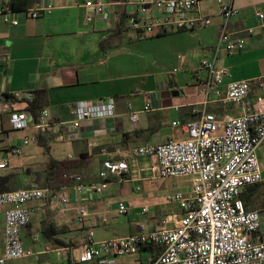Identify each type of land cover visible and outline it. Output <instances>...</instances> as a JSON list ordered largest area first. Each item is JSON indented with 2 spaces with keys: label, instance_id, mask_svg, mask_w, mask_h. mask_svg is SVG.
<instances>
[{
  "label": "crops",
  "instance_id": "0c3cea01",
  "mask_svg": "<svg viewBox=\"0 0 264 264\" xmlns=\"http://www.w3.org/2000/svg\"><path fill=\"white\" fill-rule=\"evenodd\" d=\"M39 1L52 4L54 10L47 16L31 19L25 10L13 11L12 0H0V52L6 51L0 53V152H10L13 146L21 145L23 138L31 133L12 130L10 118L17 111L26 110L35 118L47 110L53 121L65 122L72 119L71 110L74 107L94 105L113 98L114 117L87 121L77 133L52 136L51 141L47 136L37 142L40 146L50 143L49 153L44 150L48 156L44 163L47 172L50 158L82 162L79 173L88 182H97L105 161L128 159L126 151L131 148L160 145L169 139H186L187 124L198 121L202 113L217 117L228 113L243 116L254 109L264 110L263 96L255 86L244 106L224 102L228 84L253 81L264 74V31L257 17L258 13H264V0H227L239 11V15L226 25L228 31L237 37L245 36L248 30L253 31L247 36L245 50L232 57L225 53L216 54L219 35L224 27L216 0H200L202 13L212 21L210 26L155 36L129 32L128 19L137 11L136 0H101L110 5V19L103 22L95 18L90 23L86 22L90 10L84 4L96 0H30V6ZM154 16L161 15L152 8L147 17ZM5 19L18 24L6 23ZM143 41H148L152 47V57L149 59L141 56L139 45ZM203 60H215L218 67L228 68L229 74L223 78L219 88L222 96L210 93L205 98L200 94L199 84L209 75L200 68ZM164 64L169 66L170 73L158 71L157 67ZM15 93H32L34 100L30 108L26 102H8L7 97ZM132 112L138 113L136 125L130 120ZM174 123L179 125L174 126ZM14 133L22 134V137L13 136ZM258 159L263 167V182L258 186H248L242 194L245 201L242 200L246 209L259 212L262 220L264 145L258 152ZM155 163V159L149 157L129 159L128 183L119 185L112 178L107 189L112 188L111 191L105 192L101 198L89 200L87 195H83L82 200L90 211V218L85 227L77 224L75 229L68 230V234L73 232L77 238H81L79 243L75 240L73 244L68 235H60V230L69 227V222L76 223L78 204L72 202L57 208L48 201L29 204L31 223L22 231V238L27 240L26 244L23 242L24 248L32 251L33 255L24 259H35L30 264H76L77 248L84 244L88 230L94 231L93 224L96 222L107 221L104 218L107 198L115 195L122 198L134 196L132 191L139 184L151 180L146 170H150ZM15 171L16 167H10L8 163V168L0 177L5 172L14 175ZM27 171L28 168L23 169L26 174L23 183L9 182V190L29 188L26 179L33 177V173L27 174ZM66 195L75 198L74 193L66 192ZM145 196L147 203L133 207L137 217V223L131 226L133 231L137 229L139 232L140 225L150 230L157 229L164 220L160 218L161 204L156 202V193L149 192ZM142 206H149L152 212L146 219L139 214ZM5 210L0 208V251L5 246ZM175 213H179V210ZM35 216L40 218L38 225L34 223ZM140 218H143L141 222L138 221ZM34 236L38 237L37 241H34ZM258 236L264 240L262 226ZM42 239L53 243L54 249L44 245ZM62 248L76 250L70 251L67 259L58 252ZM152 256L154 254L150 251H142L137 264H145ZM118 262L124 264L122 259Z\"/></svg>",
  "mask_w": 264,
  "mask_h": 264
},
{
  "label": "built area",
  "instance_id": "2783aa9c",
  "mask_svg": "<svg viewBox=\"0 0 264 264\" xmlns=\"http://www.w3.org/2000/svg\"><path fill=\"white\" fill-rule=\"evenodd\" d=\"M219 13L224 21L216 54L225 53L232 57L243 52L247 45L245 36L237 37L229 32L226 25L239 15L238 9L227 0H216ZM137 11L128 19V30L143 36L163 35L176 31H192L212 24L200 8V0H136ZM84 6L90 10L86 22L98 18L103 22L110 19V5L101 0L89 1ZM154 8L160 17H147ZM52 4L36 2L25 10L31 19H39L51 14ZM257 17L264 31V13ZM17 25L18 22L4 20ZM216 56V58H217ZM201 69L208 72V78L200 82V94L210 93L222 96L219 89L223 78L229 74L228 68L218 67L216 61L203 60ZM255 86L264 101V74L253 81H239L227 85L224 102L227 105L244 106ZM32 93H15L7 101L32 102ZM264 103V102H263ZM258 105V103H256ZM148 108H146L147 110ZM115 115V100L109 98L94 105L81 104L71 110L72 119L55 122L47 110H43L36 120L26 111L11 115L13 131H30L21 145L13 146L10 153L22 156L24 149L40 140L41 136L69 135L81 130L87 121L106 120ZM131 122L136 125L138 113H130ZM178 126V123H174ZM264 145V110L254 109L243 116L202 113L198 121L187 124V138L169 139L160 145H145L126 151L128 159L103 163L97 182H88L82 174L72 175V186L59 189L31 186L26 189L0 192V208L4 212L5 246L0 251V264H10L33 255L24 248L22 231L31 223L28 205L38 201H48L55 206L78 204L75 221L85 227L90 211L83 202V195L89 200L101 198L108 189L110 179L123 185L129 181V159L149 157L156 163L150 168L151 180L190 178L188 192L178 191L166 197V203L178 207L179 213L166 217L157 229H146L124 237L97 240L95 232L88 230L85 242L77 248L76 264H120L119 259L140 256L142 248H156L154 256L145 264H264V240L259 239L261 215L248 211L242 194L248 186L263 182V167L258 152ZM111 157L112 155L109 154ZM8 168V162L0 164V174ZM140 188L135 189L140 192ZM66 192L74 193L75 198ZM118 213L127 215L131 209L124 203L118 205ZM150 213L149 206L139 208L142 217ZM172 224L171 227L168 225ZM38 237L34 236V241ZM75 248L58 250L65 257Z\"/></svg>",
  "mask_w": 264,
  "mask_h": 264
},
{
  "label": "rangeland",
  "instance_id": "374dc122",
  "mask_svg": "<svg viewBox=\"0 0 264 264\" xmlns=\"http://www.w3.org/2000/svg\"><path fill=\"white\" fill-rule=\"evenodd\" d=\"M148 41H143L141 45H139V48H141V56L150 58L152 57L151 49ZM158 71L161 73H170V68L166 64L161 65L157 67ZM228 115H230L228 113ZM13 136L16 137H22V134L14 133ZM48 160V156L44 152V148L40 146L38 143H33L29 146H27L24 149L23 155L18 157L12 155L10 152H0V162L1 161H7L10 165V167H16V171L14 175L10 174V172H5L2 177H0V192L2 191H8L9 190V182H19L23 183L24 176L26 174L23 173L24 168H28V171L26 172L29 174L30 172L33 173V177H29L26 180V186H38V187H45L44 186V176L47 172V166L45 167L44 163ZM137 164V161L135 162ZM39 165V166H38ZM147 176L151 177V171L149 168H147ZM11 176H8V175ZM31 174V173H30ZM191 185V179L190 178H176V179H165V180H150L147 183L139 184V187L141 189L140 192H136L133 190L134 196H131L129 198H122L119 196H113L107 198V214H105L104 218H107V221L103 223L102 221L96 222L93 225L94 231L96 233V239L97 240H104V239H113L116 237H124L131 235L135 232H137V229L132 230L131 226L132 223H137V217L136 213L133 210V207L143 205L147 203L144 199L145 195H148L149 192H155L156 193V202L161 204V215L160 218L165 219L166 217H170L175 214V212L178 210V207L175 205H169L166 203V197L168 194H174L177 191L181 192H188V189ZM109 188V187H108ZM112 189V188H111ZM111 189L105 191L110 192ZM146 197V196H145ZM124 203L126 206H128L131 211L127 215H120L118 213V205L119 203ZM153 203V202H151ZM109 212V213H108ZM152 214V212L149 214V216ZM104 216V215H103ZM145 216L144 218L146 219ZM143 218L138 220L141 222ZM40 218L37 216L34 217V223L39 224ZM262 227L264 229V215L262 216L261 220ZM67 228L60 230L61 237H65L64 235H68L69 239L72 240V243L75 244V240L78 241V243L81 241L80 237H76L73 232L71 234L68 230L69 229H75L77 227V223L75 222H69ZM159 226H162V223H159ZM169 227L172 226V224L168 225ZM150 228V227H149ZM43 238V236H42ZM43 244L47 245L48 247L54 249L55 245L53 243H50L48 241H45L42 239ZM27 242L26 239L22 238V243ZM138 256L133 257H126L122 259V262L124 264H137ZM35 259H24L17 261L15 264H30L34 262Z\"/></svg>",
  "mask_w": 264,
  "mask_h": 264
},
{
  "label": "trees",
  "instance_id": "16d2710c",
  "mask_svg": "<svg viewBox=\"0 0 264 264\" xmlns=\"http://www.w3.org/2000/svg\"><path fill=\"white\" fill-rule=\"evenodd\" d=\"M31 5L30 0H12L11 2V8L13 11H24ZM33 102V101H32ZM29 104L31 102H26ZM39 115L35 116V119L37 120ZM47 136H41L40 140ZM52 136L48 137L50 141L52 140ZM50 143L46 142L42 144V147L44 148L46 153H49L48 145ZM83 163L82 162H72V161H57L52 158L49 159L48 162V172L46 174L44 186L46 188L50 189H59L66 186H72L74 182L71 180V176L75 174H80L79 171L82 168ZM82 174V173H81ZM258 186V185H257ZM2 192V191H1ZM242 199L245 201V196H242ZM142 251H150V253H156V248L153 247H145L142 248Z\"/></svg>",
  "mask_w": 264,
  "mask_h": 264
},
{
  "label": "water",
  "instance_id": "95a60500",
  "mask_svg": "<svg viewBox=\"0 0 264 264\" xmlns=\"http://www.w3.org/2000/svg\"><path fill=\"white\" fill-rule=\"evenodd\" d=\"M4 52H6L5 50H2L0 53H4Z\"/></svg>",
  "mask_w": 264,
  "mask_h": 264
}]
</instances>
